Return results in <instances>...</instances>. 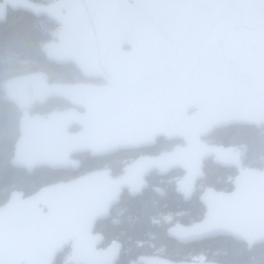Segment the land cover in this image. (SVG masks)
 <instances>
[{
    "label": "water",
    "instance_id": "95a60500",
    "mask_svg": "<svg viewBox=\"0 0 264 264\" xmlns=\"http://www.w3.org/2000/svg\"><path fill=\"white\" fill-rule=\"evenodd\" d=\"M49 1L0 0V21L9 12L25 11L59 24L58 39L43 46L46 60L73 64L83 77L105 84L48 83L40 72L28 74L33 103L53 98L70 107L46 115L22 109L11 166L27 172L66 167L73 152L103 155L152 144L159 135L182 138L185 145L138 158L115 179L104 169L42 186L25 198L12 191L0 207V229L5 217L12 218L15 232V217L27 219L28 225L18 223L22 240H45L23 244L17 264H52L72 237L71 253L61 264H115L122 244L96 248L102 235L91 232L122 190L138 196L151 170L180 168L185 173L176 192L187 194L204 178L203 161L209 157L237 168L233 189L206 188L198 198L203 218L170 225L166 235L183 244L217 236L242 241L248 249L264 243V168L245 169L237 148L202 140L231 124L264 126V0ZM104 116L112 118L111 129L95 134ZM72 126L81 129L69 134ZM4 258L2 252L0 264H15Z\"/></svg>",
    "mask_w": 264,
    "mask_h": 264
},
{
    "label": "trees",
    "instance_id": "16d2710c",
    "mask_svg": "<svg viewBox=\"0 0 264 264\" xmlns=\"http://www.w3.org/2000/svg\"><path fill=\"white\" fill-rule=\"evenodd\" d=\"M55 27L56 25L46 18L41 20L25 11L9 12L5 20L0 21V200L11 188L29 192L40 184L42 178L50 179L58 175L57 171L52 170H35L28 174L11 166L10 159L18 136L21 110L16 102L6 98L4 90L7 80L37 71L48 74L50 81L65 83L73 82L79 75L72 64L53 65L46 60L43 46L52 39ZM49 104L45 105L46 110ZM210 137L215 143L243 145L244 165L250 168H264V126L257 128L231 124L215 129ZM104 160L94 161L88 158L85 165L88 167L102 164ZM216 178L215 169L209 167L205 182L218 187ZM227 185L231 184L224 182V186ZM175 196L170 187L163 197L150 192L140 197L122 199L117 226H101L109 241L118 236L123 244L115 264H143L136 261L147 256L183 262L190 261L199 254H206L208 257L212 255V259L218 264H264V244H256L248 249L244 242L228 236L184 244L169 238L166 235L168 225L155 221L166 213L165 209L176 213L174 209L181 206L182 210L187 211L180 215L183 222L189 221L188 217L201 218L204 213L203 207L196 200L186 204L179 200L176 204ZM153 197L157 201L154 205ZM62 259V255L57 257V263Z\"/></svg>",
    "mask_w": 264,
    "mask_h": 264
},
{
    "label": "flooded vegetation",
    "instance_id": "af4514ba",
    "mask_svg": "<svg viewBox=\"0 0 264 264\" xmlns=\"http://www.w3.org/2000/svg\"><path fill=\"white\" fill-rule=\"evenodd\" d=\"M32 1L36 2V3H41L43 5H47V4L51 3V1H49V0H32ZM44 18H46V17H40L38 19L43 20ZM50 22L55 24L56 27L52 31L53 37L49 41H56L59 37L60 25L56 24L53 21H50ZM56 32H57V35H56ZM52 64L53 65H66V64H57L54 62H52ZM67 64H70V63H67ZM37 72H40V71H37ZM40 73L42 75H44V77L48 83L68 84V83L61 82V81L60 82L50 81L47 74H44L42 72H40ZM27 78L29 80L28 75H27ZM29 82H30V80H29ZM74 82H86V83H90V84H94V85H104L105 84V81L103 79L85 78L80 74V72H79V75L75 77L74 81L69 82V83H74ZM27 98L29 100V105L25 108H28V112L30 115H34V114L46 115L50 111L63 110V109L70 107V105L67 102L60 100V99H53V98L48 99V100H44L43 102H34L33 103L31 101V92L29 90V85H28ZM47 103H50V104L48 106V109L46 110L45 105ZM22 109H24V108H20V110H22ZM78 110H79V112L84 111V109H82L80 107L78 108ZM20 115H21V113H20ZM97 125H98V128L94 132L95 134H100L104 131L109 132L111 128H108L107 126H109V125L112 126V118L110 116H104L97 122ZM221 128H223V127H221ZM80 129H81L80 126L79 127L72 126L68 130V132H69V134H74V133L78 132ZM216 129H219V128H216ZM213 131L210 132L208 135L202 137V140L204 142L210 144V145H219V146H224L227 148L228 147L237 148L239 150V161H240L242 167L245 169H248L244 165V159H245V148H244V146L243 145L242 146L241 145H224V144L215 143V142L211 143L208 141V139L211 138L210 136L212 135ZM184 145H185V142L183 141L182 138L167 139L165 136L159 135L155 138L154 143H152V144H147V145L137 144L134 147L119 148L117 150H113V151L106 153V154H103V155L92 156L90 154V152H91L90 150L81 151V152H73L69 155L68 164L66 167L50 168L47 166H41V167L34 168L32 170V172H27L24 168H19V169L24 170L28 174L33 173L35 170H43V171L52 170V171H57L58 175L55 177H52L50 179L49 178H45V179L42 178L40 181V184L36 185L29 192H27L23 189H20V188H18V189L17 188H11L10 190H8V192H6L4 194V196L0 200V207L2 205H4L5 203H7V201L9 200V197L11 195V192L14 190L22 191L23 192V198H25L26 196L36 192L42 186L52 184V183H57V182L72 181V180H74V179H76V178H78L84 174H87V173H90L93 171L104 170V169L109 170L110 172L108 175L111 178L115 179V178H118L123 173V170H122L123 167L134 162L138 158L156 157L162 153L171 151L175 146H184ZM77 147H80V146H77ZM13 148H14V146H13ZM88 158H91L94 161H97L100 159L101 160L105 159V160L103 161L102 164H94L92 166L86 167L85 161H87ZM203 162H204V166L202 167V171L204 173V178L197 180V182L193 188V191L189 192L187 194H184V193L180 194V193L176 192V183L179 182L183 178L184 173H185L180 168L171 169L164 174H158L157 169L151 170L148 173V175L144 176L143 179L146 182L147 186L145 188H143L142 193L138 196H130L128 194V190L123 189L122 193L119 197L118 203L114 204L110 208L108 216L104 219L97 220L93 224L91 234L92 235H96V234L102 235L100 243L95 244V247L96 248H104L113 241H117V242H120L122 244V242L119 240L118 236H116L114 239L109 241L107 239L105 232L102 231L101 226H103V224L112 225V227L117 226V224H118L117 215H118L119 210L121 209L120 208L121 201L124 198H126V199L127 198H129V199L136 198V197H140L144 193H146V195H147L150 192H153L156 195L163 197L164 195H166L167 189L171 187L173 193L176 195L174 197L176 200V204L178 203L179 200L182 201V204H186V202H189L191 200H196L203 207L204 213H205L204 206L198 200L199 196L204 192V190L206 188H212V189H215L216 191H221V192L231 191L233 189L232 181H233L234 177L237 175L238 170L235 166H231V167L230 166H221L219 164L214 163L213 157H209V158L205 159ZM209 167L210 168L213 167V169H215V171L217 173V178H216L217 185L220 188H218L217 186H214V185H210L209 183L205 182L206 174L208 172ZM224 182L230 183L231 185L230 186H228V185L224 186ZM200 185H202V187H203L201 190L199 189ZM185 196H189V197H187V199H185L184 198ZM153 199H154V203H153V205H154L157 201L155 200V197H153ZM163 205L166 206L165 204H163ZM182 209L183 208L181 206H178L177 208L174 209L175 210L174 212H176V213H181V212L186 213L187 212L186 210H182ZM165 211H166V213L163 215L176 214V213H173V211L171 209H165ZM44 212H46V209H44ZM204 213H202V217L198 218V219H194V217H188L190 219V221H187V222H183L181 217H180L177 221L170 223L167 226V228L173 224L190 225V224L202 219ZM162 216H160V218ZM4 221H5V223L2 226V228L0 229V254H2V252H4V256H5L4 260L5 261L7 259L15 260V264H17L18 261H21V259L23 257V249H22L23 244H30V243L44 244L45 243V240H42V239L39 241L28 239V240H25V242L22 240V233L18 232V223L20 222L22 224L28 225L29 222L27 219H18L15 217V226H16L17 232H15V227L12 224V218L11 217L10 218L5 217ZM167 228H166V230H167ZM25 234H24V237H26ZM28 234L31 236L34 235L33 232H30ZM17 236H18V238H17ZM14 237H15V239H13ZM74 239H75V237H72L69 240V243L64 248V251L61 254H58L56 256L55 261L52 264H61L64 260H66V258L69 257V255L71 253V245H72ZM50 241H51V239H50L49 230H48L47 239H46L47 246L50 245ZM262 244H264V243H262ZM7 245H14L15 247L13 246V249L6 248L3 251L1 249V247L7 246ZM83 245H92V244L88 243V242H83ZM258 245H260V244H258ZM122 248H123V244H122ZM61 255H62L63 259L57 263V257H59ZM163 260L169 261L167 259H163ZM2 262H3V260L1 261V263Z\"/></svg>",
    "mask_w": 264,
    "mask_h": 264
},
{
    "label": "rangeland",
    "instance_id": "374dc122",
    "mask_svg": "<svg viewBox=\"0 0 264 264\" xmlns=\"http://www.w3.org/2000/svg\"><path fill=\"white\" fill-rule=\"evenodd\" d=\"M56 35H57V32H56ZM28 85H29V80L26 75L22 77L20 76L18 78H12L10 80H7L4 83V90L6 92V98L11 99L12 101L16 102L20 108L27 107L29 105V100L27 98ZM208 141L211 143L213 142L212 138L208 139ZM247 168L251 169L250 167H247ZM210 185H213V184H210ZM202 188H203L202 185H200L199 189L201 190ZM184 213L185 212L176 213V214H166V215H163L159 220L157 219L155 221L169 225L170 223L177 221L181 217L180 215H183ZM212 258H213L212 255L208 257L206 254H199L193 257L190 261L172 262V261H164L163 258L156 257V256H147V257H140L136 261V263H143V264H218L214 262Z\"/></svg>",
    "mask_w": 264,
    "mask_h": 264
},
{
    "label": "crops",
    "instance_id": "0c3cea01",
    "mask_svg": "<svg viewBox=\"0 0 264 264\" xmlns=\"http://www.w3.org/2000/svg\"><path fill=\"white\" fill-rule=\"evenodd\" d=\"M18 78V77H17Z\"/></svg>",
    "mask_w": 264,
    "mask_h": 264
}]
</instances>
